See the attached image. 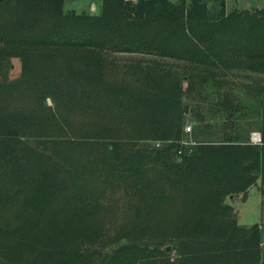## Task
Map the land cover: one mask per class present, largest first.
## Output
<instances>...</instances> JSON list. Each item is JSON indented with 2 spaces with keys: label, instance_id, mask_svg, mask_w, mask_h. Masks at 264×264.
Returning <instances> with one entry per match:
<instances>
[{
  "label": "trees",
  "instance_id": "obj_1",
  "mask_svg": "<svg viewBox=\"0 0 264 264\" xmlns=\"http://www.w3.org/2000/svg\"><path fill=\"white\" fill-rule=\"evenodd\" d=\"M66 2L0 0V264H264V226L229 201L264 195V5ZM235 72L262 75L247 86L262 144ZM202 89L235 128L186 145Z\"/></svg>",
  "mask_w": 264,
  "mask_h": 264
},
{
  "label": "rangeland",
  "instance_id": "obj_2",
  "mask_svg": "<svg viewBox=\"0 0 264 264\" xmlns=\"http://www.w3.org/2000/svg\"><path fill=\"white\" fill-rule=\"evenodd\" d=\"M95 3L97 6V11H92L91 4ZM91 3V4H90ZM102 0H67L66 8L76 10H87L90 12H99L101 10ZM264 5V0H226L227 10H231L234 7L238 8H254L262 7ZM117 63L122 68H126L133 63L132 60L142 57L140 54H119L116 56ZM124 68V69H125ZM21 70L20 61L13 59V67L11 71V76H18ZM120 72L119 75H121ZM226 88L228 94L234 97L235 102L239 103V111L241 113H246L245 117H240L239 125L242 127V130L247 134L250 130L259 131V115L255 112L250 111L255 108L257 100L254 94L248 90L247 86L253 84L255 77L258 79L262 78L261 74H254L251 72H241L231 74ZM230 87V88H229ZM232 89V91L230 90ZM216 100L218 99L217 94ZM48 102L52 104V100L49 98ZM185 103L189 106L188 115L184 125V134L183 142L188 144H193L196 142H219L222 141L225 137V134L228 130H232L235 126H232L229 122H225L226 119L224 110L221 108L218 109L217 104H213L211 100L210 91L199 90L195 94H192L190 97H186ZM234 118V116H233ZM226 123V124H225ZM253 127L250 129V127ZM188 127H191V130H188ZM252 131V132H253ZM251 132V133H252ZM250 133V135H251ZM232 205H234L235 210L238 215V222L243 225H252L258 223L261 227L264 226V195H261L258 185L250 188L249 196L247 200H229ZM264 245V244H263ZM171 246L170 252L174 253L173 247L171 244L165 245L164 247Z\"/></svg>",
  "mask_w": 264,
  "mask_h": 264
},
{
  "label": "built area",
  "instance_id": "obj_3",
  "mask_svg": "<svg viewBox=\"0 0 264 264\" xmlns=\"http://www.w3.org/2000/svg\"><path fill=\"white\" fill-rule=\"evenodd\" d=\"M188 130H191V127H188ZM250 141L254 144H262L263 138L260 131H253L250 135Z\"/></svg>",
  "mask_w": 264,
  "mask_h": 264
},
{
  "label": "crops",
  "instance_id": "obj_4",
  "mask_svg": "<svg viewBox=\"0 0 264 264\" xmlns=\"http://www.w3.org/2000/svg\"><path fill=\"white\" fill-rule=\"evenodd\" d=\"M91 7H92V11H97V6H96V4L94 2L91 4ZM74 9H76V8H74ZM80 11H87V10H80ZM88 12H90V11H88ZM251 131H253V129L250 130V132L248 134L246 132H244L245 139H249L250 138ZM255 186H257V185H255Z\"/></svg>",
  "mask_w": 264,
  "mask_h": 264
},
{
  "label": "water",
  "instance_id": "obj_5",
  "mask_svg": "<svg viewBox=\"0 0 264 264\" xmlns=\"http://www.w3.org/2000/svg\"><path fill=\"white\" fill-rule=\"evenodd\" d=\"M211 13H212V10H210V14H211ZM214 98L216 99V96H214ZM170 248H171V246H167L165 249H166L167 251H169Z\"/></svg>",
  "mask_w": 264,
  "mask_h": 264
}]
</instances>
